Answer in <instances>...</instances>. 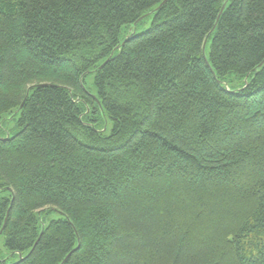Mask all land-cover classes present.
Wrapping results in <instances>:
<instances>
[{"label": "trees", "instance_id": "obj_1", "mask_svg": "<svg viewBox=\"0 0 264 264\" xmlns=\"http://www.w3.org/2000/svg\"><path fill=\"white\" fill-rule=\"evenodd\" d=\"M162 1L0 0L10 264H264V0Z\"/></svg>", "mask_w": 264, "mask_h": 264}, {"label": "rangeland", "instance_id": "obj_2", "mask_svg": "<svg viewBox=\"0 0 264 264\" xmlns=\"http://www.w3.org/2000/svg\"><path fill=\"white\" fill-rule=\"evenodd\" d=\"M151 21H152L151 17L146 18L142 24L138 25L136 28H133V31L136 33L143 31L144 29H146L150 26ZM209 44H210V42L207 43L205 53H208ZM86 83H87L88 88H90L94 92L95 90L93 88V74L92 73L86 76ZM232 85L236 86L237 84L233 83ZM100 117H101V120L103 121V115L102 114H100ZM12 118L13 117L10 116V117H8V120H3L2 122H0V137L6 136L9 133L11 135H13L15 133V131H16V127H15L16 120L12 119ZM106 124H107V121L104 122L105 126H106ZM108 127H109V123H108ZM57 218H59L58 213L50 212L48 214V218L46 220L48 221L50 219H57ZM3 241H4V239L1 236L0 237V257H4V259H7L8 264H10V263L16 261L17 258L15 256H12V255H7L6 250L4 248V245H3Z\"/></svg>", "mask_w": 264, "mask_h": 264}, {"label": "water", "instance_id": "obj_3", "mask_svg": "<svg viewBox=\"0 0 264 264\" xmlns=\"http://www.w3.org/2000/svg\"><path fill=\"white\" fill-rule=\"evenodd\" d=\"M165 1H166V0H163V1L161 2V4H163ZM224 6H225V3H224V4L222 5V7H221V10H220V13H219V15L221 14V12H222V10H223ZM205 42H206V39H205V41H204V43H203V50H204V47H205ZM203 58H204V59H205V61L208 63V61H207V58H206V55H205L204 51H203ZM68 256H69V255H67V256L65 257V259H64V260H66ZM19 257H21V254H20V253H19Z\"/></svg>", "mask_w": 264, "mask_h": 264}]
</instances>
